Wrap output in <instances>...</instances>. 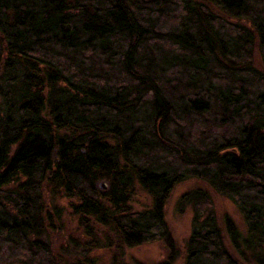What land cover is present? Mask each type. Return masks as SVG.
Returning a JSON list of instances; mask_svg holds the SVG:
<instances>
[{"label": "trees", "instance_id": "16d2710c", "mask_svg": "<svg viewBox=\"0 0 264 264\" xmlns=\"http://www.w3.org/2000/svg\"><path fill=\"white\" fill-rule=\"evenodd\" d=\"M189 180L182 263L264 264V0H0V264H174Z\"/></svg>", "mask_w": 264, "mask_h": 264}, {"label": "rangeland", "instance_id": "374dc122", "mask_svg": "<svg viewBox=\"0 0 264 264\" xmlns=\"http://www.w3.org/2000/svg\"><path fill=\"white\" fill-rule=\"evenodd\" d=\"M252 64L254 68L262 71L261 68H263V66L257 50L254 52ZM100 185H102V183L99 184V188ZM194 189H203L209 192L211 198L210 210L215 214L217 224L221 229V220L224 216H228L241 233H243L245 229V225L241 216L227 199L214 194L208 187L198 181L189 180L180 183L171 192L164 208L165 221L169 228L174 246L179 251V258L174 264H183V245L191 235L193 219V213L191 209L187 207L186 209L180 211L177 209V202L182 195ZM144 202L145 200L143 196H139L138 198L136 197L135 208L140 210L139 208L144 206ZM223 237L226 248L230 251V253L233 254L224 232ZM166 254L167 251L164 248V245L160 242H154L143 244L132 249H126L124 250L123 257L119 256L118 253L114 251L111 252L104 249H99L94 250L90 254V258L95 259L98 264H159L165 260Z\"/></svg>", "mask_w": 264, "mask_h": 264}, {"label": "water", "instance_id": "95a60500", "mask_svg": "<svg viewBox=\"0 0 264 264\" xmlns=\"http://www.w3.org/2000/svg\"><path fill=\"white\" fill-rule=\"evenodd\" d=\"M100 188H102V189H103V188H104V185H103V184H102V185H100Z\"/></svg>", "mask_w": 264, "mask_h": 264}, {"label": "bare ground", "instance_id": "6f19581e", "mask_svg": "<svg viewBox=\"0 0 264 264\" xmlns=\"http://www.w3.org/2000/svg\"><path fill=\"white\" fill-rule=\"evenodd\" d=\"M104 185V184H103ZM106 188V186L104 185V188L103 189H105ZM102 189V188H101Z\"/></svg>", "mask_w": 264, "mask_h": 264}]
</instances>
